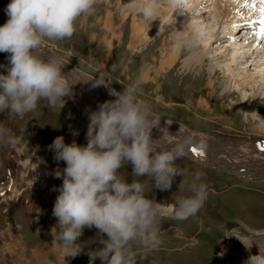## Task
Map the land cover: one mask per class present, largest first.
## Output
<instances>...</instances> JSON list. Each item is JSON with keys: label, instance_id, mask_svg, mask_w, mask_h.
I'll return each mask as SVG.
<instances>
[{"label": "rangeland", "instance_id": "rangeland-1", "mask_svg": "<svg viewBox=\"0 0 264 264\" xmlns=\"http://www.w3.org/2000/svg\"><path fill=\"white\" fill-rule=\"evenodd\" d=\"M238 1L243 3L240 9L227 7L234 11L231 16L226 11L210 13L214 6L207 0H185L177 4L176 12L162 3L167 12L161 8L160 18L153 22L139 14V5L133 0H97L94 13L77 20L71 39L43 38L42 46L88 74L90 80L99 79L117 91L139 79L137 99L151 114L192 129L204 139L223 147L236 142L264 145V83L259 87L264 82L260 76L264 72V33L252 34L255 41L248 43L250 32L230 36L235 34L232 23L248 18L246 0ZM10 2L0 0L2 23L8 19L5 9ZM173 14L198 22L200 31L193 34L198 47L189 51L184 39L179 49L183 52L174 51L176 36L170 25L174 21L169 19ZM196 14L199 18H193ZM230 45H237L238 50H229ZM208 49L211 52L202 60L201 54ZM220 52L231 55L227 60L218 58ZM7 56L0 53V65L8 63ZM233 56H240L239 61H232ZM191 57L193 61L197 58L193 72L182 71L187 68L183 61ZM0 72L6 74L4 68ZM243 81H251L255 88L243 87ZM93 91L101 92L96 87ZM65 100L63 107L60 102L51 106L40 100L23 117L0 113V125L10 128L18 139L11 145L0 141V264H90L89 251L102 247L98 241L88 243L97 235L95 227L84 229L77 241L82 251L75 257L66 256L52 243V228L57 224L52 210L59 195L54 189L62 185L54 172L57 168L62 171L66 164L55 161L48 146L57 136H63L66 144L75 141L86 146L89 124V112L77 106L72 96ZM195 160L185 154L176 161L187 174L177 175L170 190L155 188L151 177L138 178L144 184L143 194L158 203L161 244L148 250L135 242L136 264H243L259 250L255 245L246 250L241 239L245 244H260L264 253V182L236 176L230 167L221 170ZM118 171L126 182L133 181L131 164ZM195 172L204 173L201 182L207 185V198L195 216L176 221L172 218L176 200L191 195L189 184ZM92 264L101 261L97 258Z\"/></svg>", "mask_w": 264, "mask_h": 264}, {"label": "clouds", "instance_id": "clouds-1", "mask_svg": "<svg viewBox=\"0 0 264 264\" xmlns=\"http://www.w3.org/2000/svg\"><path fill=\"white\" fill-rule=\"evenodd\" d=\"M173 2L182 4L185 0ZM96 3L97 0H11L5 9L8 19L0 26V53L8 54V63L0 65L6 70V74L0 72V113L23 117L34 111L40 100L64 106L72 89L62 63L39 55L42 40L71 39L77 20L93 14ZM140 13L145 19H153L157 14L153 0L142 6ZM180 47L178 37L174 51ZM140 83L137 79L122 91L108 88L115 99L89 111L86 146L75 141L66 144L63 136H57L48 146L54 160L66 164L62 171L57 168L54 172L62 185L54 189L59 192L52 210L57 224L51 232L52 243L59 245L66 256L75 257L82 251L77 241L85 228L97 229V235L88 243L98 241L102 245L89 251L90 264L97 258L101 264H136L135 242L148 250L161 244L158 203L143 194L144 184L138 178L151 177L155 188L170 190L177 175L187 174L176 166V161L185 155V147L176 144L159 149L158 139L152 136V130L157 128L155 117L137 99ZM0 141L18 143L12 130L3 125ZM127 164L132 166L131 183L118 171ZM203 176L202 172L192 175L191 195L177 198L174 220L195 216L203 206L207 198ZM240 241L246 250L253 245L259 250L243 264H264L260 244Z\"/></svg>", "mask_w": 264, "mask_h": 264}, {"label": "bare ground", "instance_id": "bare-ground-1", "mask_svg": "<svg viewBox=\"0 0 264 264\" xmlns=\"http://www.w3.org/2000/svg\"><path fill=\"white\" fill-rule=\"evenodd\" d=\"M145 1L146 0H133V2H137L139 5V7H138L139 14H141L140 8L145 5ZM207 1L214 6L213 9L210 8V13H213L214 15H218L220 13L223 14V12L226 11L231 16L234 11L227 9V7L230 6L231 8L233 7V9L238 10V9H240V7L243 4L238 0L233 1V2H229L227 4H225V2H227V0H207ZM221 2L223 4H221ZM162 3L167 5V8L169 6V9L173 12H176L178 10L177 4L174 3L173 0H157V1H155L157 14L153 19H151L153 22H157V18L159 19L161 16L160 12H161V8H162L161 7ZM136 6H137V4L135 5V7ZM200 6L202 7V3L200 4ZM164 8H166V7H164ZM164 8H162V9L164 10ZM167 8L165 10H167ZM165 10H164V13L167 12ZM244 14L247 15L248 18H246L244 20V17H242L241 19H238L237 21L232 23L233 26H232L231 30H233L235 28H236V30L238 29L235 32V35H233V34L230 35V36H233V38L240 37L241 32L243 31L245 33L246 30L248 29V27H250V26L252 28L255 27L256 25H252L254 23H259L260 25H264V17L259 18V19H255L254 22H250V20H253V18H254V17H251L252 12L249 13V11L245 10ZM179 16L173 14L169 17L170 21H174V23L170 24L172 27V32L176 36V40L178 37L180 38L181 43L183 42L184 39H187V41L189 42L188 50L191 51L192 49H195L199 45L196 35H193L194 31H198V30L200 31V29H197V25H196L198 22L197 23L195 22L196 23L195 24L192 22L190 17H189V19H186L185 17L180 18ZM181 16H183V15H181ZM193 18H199V16L196 14L195 16H193ZM203 22H204V20H203ZM241 22H243V23L240 25ZM201 28H203V27L201 26ZM258 29L259 30L261 29V31L263 30L260 27ZM247 35H249V33ZM262 35L263 34H261L260 36H262ZM134 36H135V39L137 38V40H138L139 34L137 32V29L135 30ZM147 37H150V36H147ZM250 41H255V37L253 35H251V36L249 35L247 43ZM167 47H169V46H167ZM230 49L238 50L237 45H235V46L230 45L229 50ZM41 50L39 51V55H41L45 59L53 58V59H56L62 63V65L64 66L62 71L67 75V82L69 80L72 81L71 84L70 83L68 84L69 87L72 89L71 90V96L74 99L75 103L77 105H79L81 108H85L87 111H90V110L94 111L97 109V106L100 103H103L106 100L115 99L114 96L109 95V92H108L109 87H105L104 85H98V84H102V83H100L99 81H97L95 79L90 80L91 78L89 79V77L87 76L88 74L84 75L83 73L78 71L76 68H73V70H72L69 64L64 63L63 61L57 59L53 54H50V51H47L46 47L42 46ZM178 52L182 53L183 51L179 50ZM210 52L211 51L209 49H208V51L207 50L204 51L201 54L202 60H205ZM262 52H260V53H262ZM228 55H231V54L230 53L226 54V52H220L219 54H216V56L218 58L223 57V58H226V60L228 59V57H227ZM257 56H259V54H257ZM173 58L176 60L177 55L173 56ZM229 59H230V57H229ZM231 59H232V61H239L240 56L239 57L233 56V57H231ZM196 60H197V58L194 59V61H193V58L191 57V58L183 61L182 66H186L187 68L181 69V70L186 71V72H193L192 70L194 69V62ZM169 65L170 64H168L167 66H169ZM165 69H167L166 66H165ZM221 69L222 68H219L218 71H220ZM260 76H261V78L262 77L264 78V72L261 73ZM70 77H72V79H70ZM254 80L257 83L259 82L258 79L254 78ZM82 81L84 82L85 85L81 84ZM95 81H97L98 83H96ZM243 83L245 84L243 87L247 88V86L250 85V87H252L253 89L255 88L254 83H252L251 81L250 82L249 81H243ZM263 83L264 82L259 83V87H261ZM78 86H79V88H78ZM94 87H96L101 92L99 94L95 93L93 91ZM151 115L153 117H155L154 122L157 125V128H154L152 130V136L154 139H158L157 145H159L160 147L166 148L168 146H172V145H176V144H182V145H184L185 152H187V153H192V149L194 148V149H196V151L192 153V156L194 157V159L199 161L201 164L206 165V164L216 163L217 166L224 167V169H227L229 167L232 168V170L234 169L235 172L234 171H231V172L236 173V176L241 175V176H244V178H246V179L251 178V179L259 181L261 183L264 182V145L252 144V143L240 144V142H236V144H230L229 146L227 145L226 147H223V145H221L222 143H217L215 141H212V140L206 139V138L204 139V137L200 136V134L196 133L192 129L181 126L180 124H175V122H170L169 120H166V119L163 120V119H161L158 116H155L153 114H151ZM246 149H250V150H246Z\"/></svg>", "mask_w": 264, "mask_h": 264}, {"label": "water", "instance_id": "water-1", "mask_svg": "<svg viewBox=\"0 0 264 264\" xmlns=\"http://www.w3.org/2000/svg\"><path fill=\"white\" fill-rule=\"evenodd\" d=\"M4 23H2V22H0V26H2ZM42 47V46H41ZM48 50V49H47ZM48 51H50V50H48ZM50 54H53L57 59H59V60H61V61H63L64 63H67V64H69L70 65V67H71V69L73 70V66H72V64H70V63H68V61H66L65 59H62V58H60L58 55H56V54H54V53H52L51 51H50ZM98 81V80H97ZM77 105V104H76ZM77 106H79V105H77ZM80 107V106H79ZM82 109H84V108H82ZM85 110V109H84ZM87 111V110H86ZM87 112H89V111H87ZM170 147V146H169ZM162 149H164V148H162ZM192 153H193V151H192ZM192 153H187V152H185V154L186 155H188L189 157H191L193 160H195L194 159V157L192 156ZM196 161V160H195ZM198 162V161H197ZM211 165H213V166H215L217 169H221V167H219V166H217V164L216 163H214V164H212L211 163ZM222 170V169H221ZM223 171H226V170H223ZM230 173H233V172H230ZM234 175H236V173H233Z\"/></svg>", "mask_w": 264, "mask_h": 264}, {"label": "snow or ice", "instance_id": "snow-or-ice-1", "mask_svg": "<svg viewBox=\"0 0 264 264\" xmlns=\"http://www.w3.org/2000/svg\"><path fill=\"white\" fill-rule=\"evenodd\" d=\"M192 151H193V152H195V151H196V149H194V148H193V149H192Z\"/></svg>", "mask_w": 264, "mask_h": 264}]
</instances>
